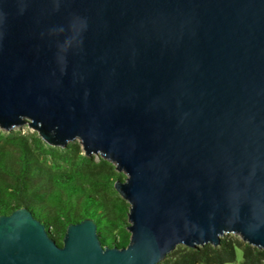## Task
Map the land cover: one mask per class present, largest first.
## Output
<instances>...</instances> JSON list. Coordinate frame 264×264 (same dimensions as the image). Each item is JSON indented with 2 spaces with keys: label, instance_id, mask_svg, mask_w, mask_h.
Segmentation results:
<instances>
[{
  "label": "water",
  "instance_id": "95a60500",
  "mask_svg": "<svg viewBox=\"0 0 264 264\" xmlns=\"http://www.w3.org/2000/svg\"><path fill=\"white\" fill-rule=\"evenodd\" d=\"M25 124L125 174L131 240L87 218L59 246L24 207L0 216V264L264 249V0H0V130Z\"/></svg>",
  "mask_w": 264,
  "mask_h": 264
},
{
  "label": "trees",
  "instance_id": "16d2710c",
  "mask_svg": "<svg viewBox=\"0 0 264 264\" xmlns=\"http://www.w3.org/2000/svg\"><path fill=\"white\" fill-rule=\"evenodd\" d=\"M81 147L76 140L51 146L37 132L0 130V216L25 207L59 246L70 224L90 218L105 247H127L130 205L114 187L124 175ZM238 248L242 264H264V249L235 234H223L219 246H178L158 264H229Z\"/></svg>",
  "mask_w": 264,
  "mask_h": 264
},
{
  "label": "rangeland",
  "instance_id": "374dc122",
  "mask_svg": "<svg viewBox=\"0 0 264 264\" xmlns=\"http://www.w3.org/2000/svg\"><path fill=\"white\" fill-rule=\"evenodd\" d=\"M16 130H21L23 132H27V131L33 132L31 130V128L29 126H27V124L13 129V131H16ZM123 175H124V178L126 179L127 177L125 176V174H123ZM236 254H237L236 261L234 263H229V264H242L243 257H242V251L240 250V248H238V250H236Z\"/></svg>",
  "mask_w": 264,
  "mask_h": 264
}]
</instances>
